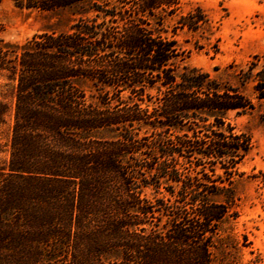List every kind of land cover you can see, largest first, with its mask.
Wrapping results in <instances>:
<instances>
[{
  "label": "trees",
  "instance_id": "obj_1",
  "mask_svg": "<svg viewBox=\"0 0 264 264\" xmlns=\"http://www.w3.org/2000/svg\"><path fill=\"white\" fill-rule=\"evenodd\" d=\"M13 1L83 12L67 31L0 39L13 88V106L0 102V124L13 117L7 149L0 143V264H239L225 228L237 212L215 197L232 191L252 149L226 115L257 104L208 72L179 70L184 50L163 33L175 16V29L209 30L205 10L184 12L182 0ZM257 65L237 77L254 82L264 108Z\"/></svg>",
  "mask_w": 264,
  "mask_h": 264
},
{
  "label": "rangeland",
  "instance_id": "obj_2",
  "mask_svg": "<svg viewBox=\"0 0 264 264\" xmlns=\"http://www.w3.org/2000/svg\"><path fill=\"white\" fill-rule=\"evenodd\" d=\"M196 6H201L209 16V30L175 29L178 18L175 16L168 19L163 33L175 38L184 50L177 61L179 70L187 67L208 72L211 77L239 87L257 104L252 112L231 111L226 115V121L237 131L251 136L252 149L239 164L238 173L233 174L232 191L215 199L230 203L237 212L225 228L237 241L239 264H264V108L255 98L254 82L243 83L237 77L252 62H257V69L264 65V0H182L184 12ZM82 12L79 6L45 11L19 8L13 0H0V39L23 43L42 32L67 31L78 22ZM12 91V83L0 72V102L13 106ZM5 120L0 124V143L4 150L13 123L11 110ZM7 156V151L0 152V164ZM218 172L223 174L221 170ZM161 191L166 193L164 188ZM146 192L150 197L160 195L154 188Z\"/></svg>",
  "mask_w": 264,
  "mask_h": 264
}]
</instances>
